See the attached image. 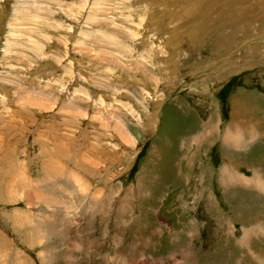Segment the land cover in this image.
Returning a JSON list of instances; mask_svg holds the SVG:
<instances>
[{
	"label": "rangeland",
	"instance_id": "obj_1",
	"mask_svg": "<svg viewBox=\"0 0 264 264\" xmlns=\"http://www.w3.org/2000/svg\"><path fill=\"white\" fill-rule=\"evenodd\" d=\"M259 136L264 0H0V264H264ZM130 178L132 229L75 227Z\"/></svg>",
	"mask_w": 264,
	"mask_h": 264
},
{
	"label": "bare ground",
	"instance_id": "obj_2",
	"mask_svg": "<svg viewBox=\"0 0 264 264\" xmlns=\"http://www.w3.org/2000/svg\"><path fill=\"white\" fill-rule=\"evenodd\" d=\"M11 45V44H10ZM17 52V51H16ZM47 153V152H46ZM51 160V159H50ZM59 172V171H58ZM231 178H232V180H235V181H242L243 179L242 178H240V177H238V175L237 174H234V175H232L231 176ZM254 180V179H253ZM255 181V180H254ZM252 182V181H251ZM248 183V182H247ZM249 184H251V183H249ZM257 184H261V187H263V185H264V183L262 182V181H257ZM256 186V185H255ZM264 189V188H263ZM48 199V198H47ZM44 200H46L45 198H44ZM63 204V203H62ZM37 236V235H36ZM2 242H4V240L2 239V238H0V246L1 245H3V244H5V243H2Z\"/></svg>",
	"mask_w": 264,
	"mask_h": 264
},
{
	"label": "crops",
	"instance_id": "obj_3",
	"mask_svg": "<svg viewBox=\"0 0 264 264\" xmlns=\"http://www.w3.org/2000/svg\"><path fill=\"white\" fill-rule=\"evenodd\" d=\"M197 118H198V117H197ZM254 131H255L254 134L257 133V132L259 133V131H257V129H255ZM130 132H131V135L134 134V133H132V131H130ZM261 133H262V132H261ZM258 138H259V140H260V139H264V137L261 138V136H259ZM182 144H184V143H183V140H182ZM182 144H181V146H182ZM200 148H201V146H198L196 151H197V152H201L202 150H201ZM198 149H199V150H198ZM253 182H256V183H257L256 180H255V181H252L251 183H253ZM262 188H263V187H262Z\"/></svg>",
	"mask_w": 264,
	"mask_h": 264
}]
</instances>
